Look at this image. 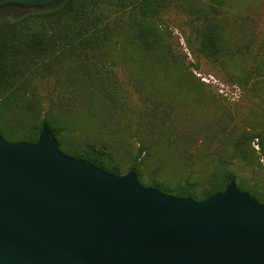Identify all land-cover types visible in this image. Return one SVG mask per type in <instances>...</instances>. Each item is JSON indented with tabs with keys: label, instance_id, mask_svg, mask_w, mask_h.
I'll list each match as a JSON object with an SVG mask.
<instances>
[{
	"label": "trees",
	"instance_id": "trees-1",
	"mask_svg": "<svg viewBox=\"0 0 264 264\" xmlns=\"http://www.w3.org/2000/svg\"><path fill=\"white\" fill-rule=\"evenodd\" d=\"M171 6L195 22L190 25L195 51L210 61L220 62L236 84L250 85L251 91L264 103L260 91V86H264V44L261 52L253 55L251 66L240 71L233 69L230 61L246 54L244 43H231L228 39L223 25L224 8L218 2L217 9L209 12L192 0H59L28 9L6 6L0 8V116L13 111L31 122L10 124L4 120L0 122V134L12 141H35L41 124L46 122L63 153L86 159L114 174L133 169L141 183L196 200L224 190L230 179L238 177L234 168L242 164L264 169V127L251 131L241 128L230 137L217 134L219 149L206 171L205 188L196 189L187 183L164 184L143 161L156 148H174L183 134L171 132L174 101L158 96L150 99L152 107L138 135L133 162L125 168L120 159L116 161L117 153L121 156V153L131 152L130 149L123 152L129 133L127 127H119L118 121L113 119L120 103L104 82L107 73L99 72L95 65L91 68L93 64L89 65V60L104 57L113 64L118 61L127 67L135 63L140 69L156 66L164 70L168 67L183 70L185 66L181 61L170 55L161 28L162 13ZM187 43L192 46L190 40ZM136 57L139 60H135ZM68 68L65 90L74 94L72 101L77 100L78 104L82 101L79 107L89 115L93 106H97L95 111L99 114L105 111L104 118L96 115L93 121L99 130L95 139L81 141L73 133L72 119L79 109L77 105H70L65 95L59 99L55 114L46 113L38 119L39 103L32 81L45 75L60 76ZM185 75L192 85L201 83L191 71L185 69ZM163 77L172 87L184 84L166 74ZM89 83L92 90H82ZM99 95L95 102L94 96ZM217 128L222 132L225 122L217 121ZM157 169L160 172L161 169ZM238 186L242 188L241 183ZM251 194L264 203V191H251Z\"/></svg>",
	"mask_w": 264,
	"mask_h": 264
},
{
	"label": "water",
	"instance_id": "water-1",
	"mask_svg": "<svg viewBox=\"0 0 264 264\" xmlns=\"http://www.w3.org/2000/svg\"><path fill=\"white\" fill-rule=\"evenodd\" d=\"M0 264H264V203L234 178L196 200L110 173L60 151L43 122L35 141L0 134Z\"/></svg>",
	"mask_w": 264,
	"mask_h": 264
},
{
	"label": "rangeland",
	"instance_id": "rangeland-1",
	"mask_svg": "<svg viewBox=\"0 0 264 264\" xmlns=\"http://www.w3.org/2000/svg\"><path fill=\"white\" fill-rule=\"evenodd\" d=\"M192 1L199 7L202 6L205 12L217 9V2L222 4L225 13L223 25L228 39L231 43L232 41L237 44L244 43L243 49L246 52L242 58L230 61V65L236 71L251 66L253 55L260 53L264 44V0ZM191 20L172 6L162 13L161 28L168 50L170 55L185 66L183 70L168 67L165 68L167 74L164 69L156 66L140 69L133 63V66L127 67L118 61L113 64L111 59L104 57L90 58L88 64H93L91 68L95 65L99 72L107 73L104 82L111 88L108 89L117 103H120L118 113L113 119L118 121L119 127H127L129 133V136H126L128 143L123 152L126 153L127 149L131 152L121 153V156L117 153L116 161L120 159L125 168L133 162L138 135L143 130L144 120L152 107L150 99L156 96L171 99L176 106L171 117L174 120L171 132L183 135L181 138L178 137V142L172 149L152 150V155L150 154L143 164L147 165L152 174H158L156 177L164 184L173 186L177 183H187L194 185L196 189H202L206 187V171L219 149V137L221 135L230 137L241 128L251 131L264 127V103L256 97L254 91H251L250 85L236 84L220 62L210 61L195 51L194 36L190 29L191 23L195 22ZM187 40L192 42V46H189ZM135 60H139V57ZM185 69L191 71L201 83L197 86L189 83ZM69 71L68 68L60 73V76L45 75L32 81L31 86L39 103L38 119L44 117L46 113L55 114L59 99L65 95L70 105H77L79 109L72 119L73 133L81 141L95 139L99 130L93 121L96 115L104 118L105 111L102 110L99 114L95 111L97 106H93L92 114L89 115L79 107L82 101L79 100V104L77 100L72 101L74 94H69L67 89L65 90L68 82L64 77ZM163 74L177 78L184 84L172 87L170 83L163 81ZM187 89L188 91H185ZM82 90L91 91V83ZM260 91L264 95V86H260ZM98 98L100 95L94 96L93 100L97 102ZM4 120L10 124L31 122L30 119L19 117L13 111L7 112L3 117L0 116V122ZM217 121L225 122L222 132L217 128ZM217 134L220 135L218 140ZM2 137L12 141L5 135ZM156 167L161 169L160 172H157L158 169L155 170ZM234 169L238 172L236 184L238 186L241 183V189L250 194L251 191L255 193L264 191V169L261 166L249 167L242 164ZM122 172L125 173L126 170Z\"/></svg>",
	"mask_w": 264,
	"mask_h": 264
}]
</instances>
